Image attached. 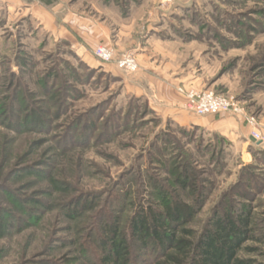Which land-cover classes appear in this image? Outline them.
<instances>
[{
	"label": "rangeland",
	"instance_id": "rangeland-1",
	"mask_svg": "<svg viewBox=\"0 0 264 264\" xmlns=\"http://www.w3.org/2000/svg\"><path fill=\"white\" fill-rule=\"evenodd\" d=\"M66 1L110 29L116 50L105 47L114 60L126 53L121 44L128 43L118 36L131 30L132 36L144 37L146 26L155 27L163 41L145 45L147 69L171 71L174 79L194 82L198 91L237 101L255 119L259 133V123L264 124V0H171L166 5L163 0H127V12L131 5L139 6L131 23L97 12L95 0ZM31 30L26 26V31L0 33V264H102L98 240L106 238L114 220L125 236L139 206L152 202L160 209L156 182L178 192L173 174L185 164L190 179H204L210 191L186 225L199 233L211 209L237 181L239 149L203 130L179 126L131 95L126 81L138 74L137 60L138 68L130 74L113 63L117 71L90 68L70 47ZM28 32L32 34L26 37ZM67 65L82 83L90 74L85 68L92 70L86 83L76 84ZM52 69L61 80L44 90L42 79ZM67 81L74 89L59 90ZM181 85L174 87L179 95L185 90ZM15 90L21 103H34L46 115L45 129L21 126L26 108L19 111L16 125L7 126ZM184 110L194 115L185 103ZM226 116L252 130L241 119ZM188 189L178 192L185 203H191ZM246 191L255 195L260 242H248L256 252L239 256L264 264V178ZM139 255L130 264L154 262L151 252Z\"/></svg>",
	"mask_w": 264,
	"mask_h": 264
},
{
	"label": "trees",
	"instance_id": "trees-1",
	"mask_svg": "<svg viewBox=\"0 0 264 264\" xmlns=\"http://www.w3.org/2000/svg\"><path fill=\"white\" fill-rule=\"evenodd\" d=\"M126 1L116 0L117 4L124 8ZM16 60L18 61L17 58ZM66 67L69 69L71 79L81 85L86 83L92 72L85 68L90 74L82 83L75 69L69 65ZM58 80H61L60 75L58 76V72L52 69L43 77L41 87L45 88L44 90L54 89L58 86ZM60 85L59 90L62 91L74 89L68 81L61 82ZM17 92L14 91L16 97L10 98L9 101L11 106L8 115L11 119L7 120V126L16 125L17 119L21 118L19 111L26 108L28 110L26 115L19 120L21 126L25 129H45L46 115L44 116L40 109L33 108L34 103L33 105L32 103L28 105V101L21 103V97ZM64 94L66 95L65 92ZM58 98L62 99V96ZM1 109L3 113L4 110ZM12 128L16 130L20 125ZM250 152L253 164L241 167L236 183L211 209L199 233L186 229V225L191 218L199 214L208 199L210 191L203 186L207 181L200 178L190 179L191 169L188 164L176 166V172L175 169L171 171L175 172L172 184L177 187L179 193H185L190 187L191 203L183 202L178 192L156 182L154 188L160 209L155 208L152 202L146 207L139 206L128 220L125 236H120L114 220V224L107 231V239L102 237L98 240L103 253L102 264L138 262L139 252L145 251L147 254L151 252L153 256L154 262L151 264H259L256 259L239 256V252L254 254L257 249L246 244L260 242L257 238L258 222L254 218L255 207L252 205L255 195L252 196L251 192L247 193L246 190H251V186L264 178V150ZM225 200H228L227 205L224 204ZM3 219L4 217L1 220Z\"/></svg>",
	"mask_w": 264,
	"mask_h": 264
},
{
	"label": "crops",
	"instance_id": "crops-1",
	"mask_svg": "<svg viewBox=\"0 0 264 264\" xmlns=\"http://www.w3.org/2000/svg\"><path fill=\"white\" fill-rule=\"evenodd\" d=\"M99 10L106 15L112 14L122 21L133 22V9L139 6L131 5L130 11L119 6L115 0H95ZM32 28V32H41L44 39L56 43H62L74 50L76 56L88 67L105 70L107 72L117 71L114 65L102 64L93 55V50L104 45L113 50L114 45L110 40V29L101 25L94 18L77 12L66 0H0V33L21 32L22 27ZM131 28V27H130ZM31 32V34H32ZM37 32V33H38ZM26 35L29 37L31 34ZM144 37L132 36L131 30L125 35L118 36L127 44H121L123 52L132 53L139 65L136 76L128 77L126 81L128 90L134 97L143 98L153 110H157L171 122L189 128L203 130L206 133L215 134L225 140L230 148L237 147L240 152L241 166L253 164L250 150H264V141H255L240 120L230 118L226 115L218 118H199L184 110L185 97L175 91V86L181 85L185 90L196 89L194 82L186 83L188 79H174L172 72L163 70L147 69L144 64L147 56V47L150 42L161 43L155 27L152 30L146 26ZM11 35L12 38H14ZM116 37V38H118ZM122 37V38H121ZM2 39V35H0ZM14 40V39H13ZM120 46V45H119ZM117 55V54H115ZM152 65V64H151ZM149 66V67H148ZM149 70V71H147ZM114 71V72H115ZM177 82V83H175ZM259 134L264 137V124L259 123Z\"/></svg>",
	"mask_w": 264,
	"mask_h": 264
},
{
	"label": "built area",
	"instance_id": "built-area-1",
	"mask_svg": "<svg viewBox=\"0 0 264 264\" xmlns=\"http://www.w3.org/2000/svg\"><path fill=\"white\" fill-rule=\"evenodd\" d=\"M171 0H163L167 4ZM93 57L102 64L113 63L120 71L124 73H133L137 70L138 65L135 57L130 53L122 54L117 60L111 49L105 46H97L93 52ZM185 96V107L197 117H216L222 115H231L244 121L248 127L252 128L251 137L255 141H264L255 127V119L244 114L239 103L228 96L216 94L207 90H179Z\"/></svg>",
	"mask_w": 264,
	"mask_h": 264
}]
</instances>
